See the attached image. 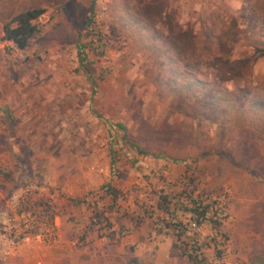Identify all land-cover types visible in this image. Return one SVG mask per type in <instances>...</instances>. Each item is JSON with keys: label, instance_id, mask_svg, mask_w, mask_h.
Segmentation results:
<instances>
[{"label": "rangeland", "instance_id": "1", "mask_svg": "<svg viewBox=\"0 0 264 264\" xmlns=\"http://www.w3.org/2000/svg\"><path fill=\"white\" fill-rule=\"evenodd\" d=\"M31 7L46 11L27 47L0 40V264H189L157 232L161 194L221 218L183 237L206 264H264V120L251 119L264 0H0V38ZM177 46L182 75L224 88L235 109L162 86L154 62Z\"/></svg>", "mask_w": 264, "mask_h": 264}, {"label": "trees", "instance_id": "2", "mask_svg": "<svg viewBox=\"0 0 264 264\" xmlns=\"http://www.w3.org/2000/svg\"><path fill=\"white\" fill-rule=\"evenodd\" d=\"M94 3V1L91 3V13L94 8ZM45 11L46 9L44 7H31L14 13L2 24V35L0 40L12 42L19 49H25L30 39L40 32V27L35 21L44 14ZM84 48V44L78 39V57L82 65L87 62V55L84 52ZM257 51L259 52V56H264V49ZM171 52H175V54L172 55ZM185 56L181 46H177L174 49H160L159 56L154 63L158 70L162 86L171 93H177L175 95L182 99V104L189 103L193 105L195 102H200L205 109L212 108L219 113L224 110L230 112L235 109L236 99L224 88L216 87L209 81L189 76L185 78V76L182 75V63L185 62ZM181 77L183 78L182 81L180 80ZM261 87V85L255 86L253 89V94H255V96L251 97V113L253 115L251 119L256 122L258 120H264V100L257 95L262 94ZM241 94L242 97L247 98L249 89H245ZM106 123L110 127L114 126V124L108 120H106ZM116 126L119 130L125 132V126L122 123H118ZM125 137L124 134V138ZM131 145L135 146L133 143H131ZM135 147L138 152L147 153L138 146ZM153 156L167 158V156L161 153L153 154ZM169 159L175 163L183 161L175 157ZM102 187H104L106 193L111 194L114 198L116 197V190L110 183ZM81 201L82 200L79 199L75 200L76 203ZM110 207L111 206L108 208ZM156 210L158 212L156 218V223L158 225L157 232L168 234V230H171L175 237V241L179 242L178 245H180L182 249V254L187 256L189 264H206L207 258L200 252V246L188 248L183 237L188 233L190 224L200 226L204 223H210L212 227L217 229L221 226V218L217 217L215 214H211V204L205 203L200 197L194 198L191 195L187 196V198L185 197V199H181V196L170 198L167 195L161 194L158 197ZM179 213H181V215H189L188 221H184Z\"/></svg>", "mask_w": 264, "mask_h": 264}]
</instances>
